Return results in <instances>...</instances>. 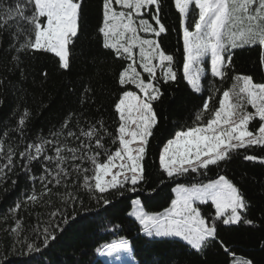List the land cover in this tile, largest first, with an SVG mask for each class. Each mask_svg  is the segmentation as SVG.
I'll list each match as a JSON object with an SVG mask.
<instances>
[{
  "label": "snow or ice",
  "instance_id": "6c2138e0",
  "mask_svg": "<svg viewBox=\"0 0 264 264\" xmlns=\"http://www.w3.org/2000/svg\"><path fill=\"white\" fill-rule=\"evenodd\" d=\"M82 4L83 0H0V37L5 34L9 37L6 51L16 53L12 63L22 77L26 79L20 67L22 55L53 54L58 58L59 68H70L76 42L82 37ZM161 6L162 0H101L97 36L101 38L102 48L120 61V70L114 73L121 90L113 105L117 125L114 131H109L102 119L81 126L83 113H70L60 129L50 133L51 138L39 136L28 143L24 136L32 113L24 109L15 127L0 133L8 138L0 139L3 161L0 184L18 166L17 160L22 162L19 167L26 175L31 172L33 162L42 166V174L31 177L41 184L40 192L33 189L27 203H16L9 209L11 213L19 212L22 205H35L52 195L53 188L49 185L65 189L55 195L62 205L74 209L82 200L71 188L81 179L79 190L104 206L112 203L108 198L111 195L139 191L138 185L145 180L149 142L159 123L154 104L164 95L161 83H174L178 79L176 57L159 40L168 31L161 22ZM174 8L182 29V78L193 92L199 94L204 90L206 58L210 59L212 78L220 81L228 78L234 70L235 49L258 47L264 72V0H174ZM43 75L46 77L47 72ZM3 84L4 80L0 79V85ZM129 86L137 91L128 90ZM91 92L90 87L84 89L82 104L88 102ZM217 93L220 89L214 87L195 114L194 123L175 131L173 138L164 143L158 166L169 180L189 174L206 176L212 168L220 169V173L206 183L177 184L175 198L161 212L146 211L142 202L134 199L128 215L135 218L147 237L183 242L186 248L200 255L214 243H220L232 256L231 264H254L251 259L237 258L218 240V222L221 225L253 223L244 215L250 206L244 193L221 173L241 150L244 160H259L264 164V156L247 154L252 148L264 149V81L236 74L232 86L220 93L214 105ZM3 103L0 100V105ZM249 106L253 111H248ZM253 121L258 126L250 129ZM9 132L15 133L25 145L22 151L18 150L19 143L13 146ZM106 140L114 150L106 146ZM198 203L213 206L214 215H204ZM56 217L61 218V223L68 221L65 212L58 208L50 213L49 223L42 231L32 229L38 233L36 239L44 248L56 239L57 231H63L61 223H54ZM13 219L15 227L11 232L17 242L26 244L30 253L40 252L35 240L29 243L27 239H19L24 231L22 222L15 216ZM130 250L126 239L96 248V252L110 256Z\"/></svg>",
  "mask_w": 264,
  "mask_h": 264
},
{
  "label": "trees",
  "instance_id": "16d2710c",
  "mask_svg": "<svg viewBox=\"0 0 264 264\" xmlns=\"http://www.w3.org/2000/svg\"><path fill=\"white\" fill-rule=\"evenodd\" d=\"M100 5L101 0H83L82 37L76 42L74 58L68 70L59 68L58 58L53 54L22 55L20 67L24 70L25 79L20 70L13 67L12 56L16 53L6 51L9 37L6 34L0 37L3 41L0 46V79L4 80V84L0 85V100L4 101L0 105V133L14 128L24 109L32 113L24 136L28 143L39 136L51 138L50 133L58 131L70 113H83L81 126L102 119L109 131L115 130L117 125L113 105L121 90L115 82L114 73L120 70V61L114 60L111 52L102 48L101 38L97 36L96 30L101 22ZM160 15L168 31L159 40L161 46L176 57L178 79L174 83H161L164 95L154 104L159 123L149 142L148 156L144 162L145 180L138 185L139 191L126 192L124 196L111 195L108 198L112 203L104 206L79 190L83 182L81 179L76 187L71 188L82 200V204L77 203L74 209L62 205L55 195L65 189L49 185L53 188L52 195L44 197L35 205H22L20 211L13 214L9 209L16 203H27V196L33 189L37 193L41 190L39 181L31 179L42 174L41 164L33 162L30 165L31 172L26 175L19 167L22 162L17 160L18 166L9 174L7 181L0 184V264H108L100 259L96 248L122 239L129 241L136 264H231L232 256L223 250L220 243H214L200 255L186 248L183 242L147 237L128 213L134 199H139L146 211L161 212L175 198L174 188L177 184L190 186L216 178L220 169L212 168L206 176L189 174L169 180L158 166L159 152L164 143L173 138L175 131L194 123L195 114L214 87L219 88L220 93L229 89L236 74L251 75L257 82L264 81L260 49L244 47L233 50L234 70L229 72L224 81L212 78L210 66L205 63L206 75L202 81L204 90L197 94L182 78V29L174 0H162ZM44 72H47L46 77ZM144 75L147 79V74ZM89 87L92 89L90 99L82 104L84 89ZM128 90L137 91L134 86H129ZM220 93L216 94L214 105ZM14 112L16 115H13ZM257 126L258 122L255 121L250 129ZM9 136L12 137L13 146L19 143L18 150L22 151L25 145L20 143L19 137L11 132ZM0 139L7 141L8 138L0 135ZM105 143L114 150L107 140ZM243 154L244 150H241L240 155L234 156L221 174H226L244 193L250 205L244 215L253 223L221 225L218 222V240L237 258L264 264V164L259 160H244ZM247 154L264 156V149L252 148L247 150ZM0 163L3 161L0 160ZM47 200L52 203H46ZM199 207L204 215H214V207L210 204ZM58 208L65 212L68 221L61 223L60 217L55 218L54 223H61L63 231H57L56 239L44 248L40 240L36 239L38 233L32 229L39 228L42 231L49 223L50 213ZM13 216L21 220L24 229L19 239H27L29 243L35 240L41 247L40 252L30 253L26 244L17 242L16 235L11 232V228L15 227ZM73 216L74 219L71 218Z\"/></svg>",
  "mask_w": 264,
  "mask_h": 264
},
{
  "label": "rangeland",
  "instance_id": "374dc122",
  "mask_svg": "<svg viewBox=\"0 0 264 264\" xmlns=\"http://www.w3.org/2000/svg\"><path fill=\"white\" fill-rule=\"evenodd\" d=\"M208 63L210 66V59L206 58V62ZM248 111H253V109H251V107H248ZM255 122V121H253ZM253 122L251 124H253ZM250 124V126H251ZM249 126V127H250ZM175 194V192H174ZM200 204L198 203V206ZM133 207V206H132ZM132 211V209H131ZM130 211V212H131ZM134 218V217H132ZM135 219V218H134ZM153 238V237H151ZM156 239H161V238H156ZM118 241H113L111 244L113 243H117ZM130 251H120L119 253H114L113 255H107V254H101L99 255L100 259L108 264H136V262H134L133 258H132V248L130 246Z\"/></svg>",
  "mask_w": 264,
  "mask_h": 264
}]
</instances>
